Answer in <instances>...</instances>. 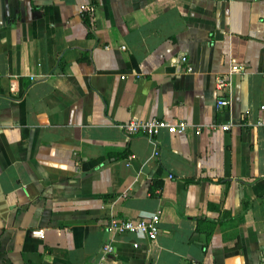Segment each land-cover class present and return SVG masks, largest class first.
<instances>
[{
  "label": "crops",
  "instance_id": "0c3cea01",
  "mask_svg": "<svg viewBox=\"0 0 264 264\" xmlns=\"http://www.w3.org/2000/svg\"><path fill=\"white\" fill-rule=\"evenodd\" d=\"M0 70V264H264V0H0Z\"/></svg>",
  "mask_w": 264,
  "mask_h": 264
},
{
  "label": "built area",
  "instance_id": "2783aa9c",
  "mask_svg": "<svg viewBox=\"0 0 264 264\" xmlns=\"http://www.w3.org/2000/svg\"><path fill=\"white\" fill-rule=\"evenodd\" d=\"M232 1V0H229ZM80 8L83 12H86L87 17H90L95 7L93 4L82 3L80 4ZM182 60H185L186 57L182 56ZM240 65L232 64L231 69H240ZM187 69L190 70L191 66L187 65ZM2 72L0 70V76ZM230 81L226 78V76H220L216 79L215 85L219 89H223L225 86H229ZM230 103V99L228 96L220 95L216 98V106L222 107L227 106ZM187 123L183 119H178L176 121H170L165 118L159 116H152L147 119H138L131 118L123 124V130L127 136L135 135L138 133H145L148 136L154 138L158 132L165 128L168 131H183L185 130ZM222 129H228L230 127L229 122H224L220 124ZM157 150L155 153L157 154ZM164 178H171L173 174L168 172L163 175ZM160 190V187L157 188V191ZM159 221H160V210H156L155 212L146 215V216H136V217H112L109 219L106 227L108 230H111L118 234H125L130 232H141L148 238H155L158 230H159ZM32 233L35 235H42V229H34ZM137 245L136 242L133 243ZM102 252H112L113 244L110 242H105L101 246Z\"/></svg>",
  "mask_w": 264,
  "mask_h": 264
},
{
  "label": "trees",
  "instance_id": "16d2710c",
  "mask_svg": "<svg viewBox=\"0 0 264 264\" xmlns=\"http://www.w3.org/2000/svg\"><path fill=\"white\" fill-rule=\"evenodd\" d=\"M82 17H83V19H84L85 22H88V17H87V15H86V12H82ZM117 155H119V154L109 155V156H108V159L115 158V157H117ZM154 185H155V187H156V186L160 185V182L157 181V182L154 183Z\"/></svg>",
  "mask_w": 264,
  "mask_h": 264
}]
</instances>
